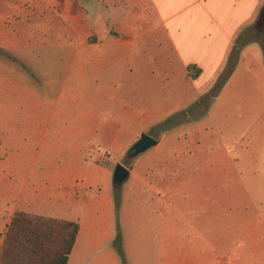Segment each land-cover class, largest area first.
Returning a JSON list of instances; mask_svg holds the SVG:
<instances>
[{"label": "crops", "instance_id": "0c3cea01", "mask_svg": "<svg viewBox=\"0 0 264 264\" xmlns=\"http://www.w3.org/2000/svg\"><path fill=\"white\" fill-rule=\"evenodd\" d=\"M81 2L0 0V156L19 159L0 166V245L1 232L20 210L78 223L66 264H122L112 245L111 170L91 158L106 150L101 140L109 125L91 113H41L44 93L67 91L71 101L88 91L85 106L109 101L119 109V123L134 128L130 144L142 132L157 139L144 166L138 157L127 167L128 183L138 176L147 195L129 201L126 194L123 219L148 238L141 245L129 242L128 250L146 254L129 264H264V211L254 206L264 199L241 192L240 177L246 160L254 170L264 156V140L225 142L218 124L231 98L213 96L214 108L191 120L197 126L175 125L158 136L151 131L202 106L198 99L214 85L231 46L246 42L245 27L258 26L264 0H109L110 16L99 12L95 21ZM13 20L22 26L37 20L51 30L32 38L52 43L48 58L24 50L29 39L12 34ZM238 47L221 91L249 90L246 76L262 81L252 43ZM190 64L201 70L195 78ZM43 75L50 77L44 81Z\"/></svg>", "mask_w": 264, "mask_h": 264}, {"label": "rangeland", "instance_id": "374dc122", "mask_svg": "<svg viewBox=\"0 0 264 264\" xmlns=\"http://www.w3.org/2000/svg\"><path fill=\"white\" fill-rule=\"evenodd\" d=\"M87 9L89 16L95 21L99 16V12L103 13L106 18L110 16L111 5L107 3V1L102 0H82L81 2ZM64 17V16H63ZM10 31L14 36H23L24 38L29 39V42L26 44L27 48L24 49L28 53L41 51L44 53V58H48V53L52 50L51 42H43V43H35L32 42L33 37H47L51 35V30L46 29L42 22L33 20L29 22L27 25L22 26L16 24V21L13 20L10 23ZM113 31V30H112ZM113 33H115L113 31ZM252 43V54L258 55L262 60V81H258L254 76L249 77L246 76V81L249 79V84L251 88L249 90L242 89H234L229 90V92L221 91L223 85L229 78H226L221 88L217 92L220 93V97L222 95L229 96L231 98L230 105L226 108L225 116L222 118V122L218 124V129L225 140V142L231 146L233 142L241 141L243 144H250L251 140L257 139L258 141L264 140V48H262L261 44L256 40H251ZM238 47V45L231 46L230 52ZM68 52V50H67ZM43 69L44 71L48 70V62L44 59ZM16 65L19 67L26 68V65L20 60L15 61ZM117 65L119 62L116 63ZM67 63L65 60L61 62V72L66 69ZM42 68V65H41ZM231 74V73H230ZM61 77L63 76L60 73ZM44 78H40L41 80L46 81V78H49L48 75H43ZM219 75L216 76L214 83L217 82ZM38 79V83L40 82ZM247 85V87H248ZM67 89V88H66ZM68 94L67 91L59 92L55 91L52 96H48L46 93L43 95V99L47 102L46 105L41 106V113L43 115H54V116H76L80 114H96L101 117L102 122L107 123L109 125L108 137L106 139H102V144L107 145L106 150L100 151V153L92 154L91 158L98 159L102 164L108 165L111 170V174L113 175V171L117 164H123L126 167H132L135 163V159L138 157H142L140 165L144 166L147 163V154L150 148L144 150L143 152L137 154L136 156L129 157L128 150L133 145L134 142L138 140V138L130 144V135L132 134L133 129L130 131V128L127 127L128 123L124 122L122 124L119 123V120H122L121 115L119 114L118 108L115 105H112L109 101L103 103L102 105H92V107L85 106V101L88 97L89 92L86 91V98L79 99L76 97L74 100H67L65 94ZM216 94V95H217ZM58 95V97H57ZM60 95V96H59ZM206 95V94H205ZM205 95L201 96L200 100L202 106L199 108H194L192 113L188 116H177L174 117L173 122L168 125V127L161 128L159 124L164 122V120L154 126V129L151 130L153 135L158 136L166 128L173 127L179 124H187L189 128L193 126H197L198 124L191 120H198L201 114L208 112L214 108L212 106L213 102L211 99H207ZM194 102V101H193ZM43 103V101L41 102ZM257 119L256 123H249L251 119ZM116 126V129H113V126ZM124 125H127L126 127ZM117 130V131H116ZM151 133V132H150ZM148 134V133H147ZM140 136V134H139ZM93 142L94 139H91ZM1 142V140H0ZM129 143V144H128ZM128 144V147L125 148V145ZM236 150L244 151L245 148L237 147ZM234 150V149H233ZM123 152V154H122ZM146 156V158H145ZM123 157V158H122ZM11 156H7L6 160H4V156H0V166L2 162H18L19 159H10ZM264 156H261L260 161H258V165L250 168L253 162H249L246 160L247 169L246 171L240 172V177L242 180V191L251 197L257 198L262 197L264 199ZM140 165L138 164L137 172L140 171ZM129 173L127 178L121 183L120 186H116L113 182V178L111 176V188H112V222H113V239L112 245L115 247L117 254L119 255V259L122 264H129L128 261L135 260L137 262L146 260L145 252H139L135 250L129 249V242L135 245H141L148 242V238L145 230L137 228L135 225H126L123 219V198L127 194L129 197V201L132 197H143L147 195L146 190L141 186V179L139 177H133L134 183L132 181L128 183ZM132 180V177H131ZM129 184V188L127 190L126 185ZM132 185V186H131ZM239 190V189H238ZM256 202V201H255ZM256 208H259L261 211H264V204L260 207V204L254 203ZM146 218V216H144ZM6 231V228L3 229L1 234L3 235ZM4 236V235H3Z\"/></svg>", "mask_w": 264, "mask_h": 264}, {"label": "trees", "instance_id": "16d2710c", "mask_svg": "<svg viewBox=\"0 0 264 264\" xmlns=\"http://www.w3.org/2000/svg\"><path fill=\"white\" fill-rule=\"evenodd\" d=\"M246 40L258 41L264 48V23H258L256 28L245 27L243 29ZM239 39L236 45H243ZM237 61V51L229 53L218 80L205 95L211 99L217 94L226 78L234 69ZM189 75L197 77L201 70L193 65H188ZM195 108V106H194ZM193 108L189 107L187 112L192 113ZM184 115L179 112L164 120L161 128L168 127L175 116ZM184 117V116H183ZM78 223L53 217H47L16 211L7 225L6 231L0 245V264H66L68 255L72 250L78 232Z\"/></svg>", "mask_w": 264, "mask_h": 264}, {"label": "water", "instance_id": "95a60500", "mask_svg": "<svg viewBox=\"0 0 264 264\" xmlns=\"http://www.w3.org/2000/svg\"><path fill=\"white\" fill-rule=\"evenodd\" d=\"M258 23H264V5L259 12ZM236 49H239V47H237ZM155 144H157V139L145 132H142L138 140L134 142L128 150V156H136L137 154L143 152L151 146H154ZM128 173V168L125 165L120 163L117 164L112 175L113 182L115 183V185L120 186L121 183L127 178Z\"/></svg>", "mask_w": 264, "mask_h": 264}, {"label": "built area", "instance_id": "2783aa9c", "mask_svg": "<svg viewBox=\"0 0 264 264\" xmlns=\"http://www.w3.org/2000/svg\"><path fill=\"white\" fill-rule=\"evenodd\" d=\"M104 1H109V0H104Z\"/></svg>", "mask_w": 264, "mask_h": 264}]
</instances>
